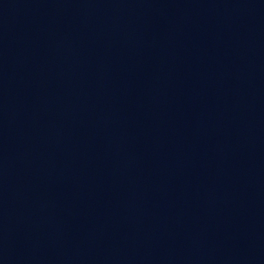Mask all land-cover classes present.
I'll use <instances>...</instances> for the list:
<instances>
[{
  "label": "water",
  "instance_id": "water-1",
  "mask_svg": "<svg viewBox=\"0 0 264 264\" xmlns=\"http://www.w3.org/2000/svg\"><path fill=\"white\" fill-rule=\"evenodd\" d=\"M96 264H264V22Z\"/></svg>",
  "mask_w": 264,
  "mask_h": 264
}]
</instances>
